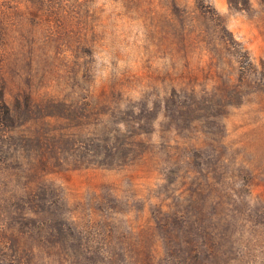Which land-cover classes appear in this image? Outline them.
<instances>
[{"label":"rangeland","instance_id":"rangeland-1","mask_svg":"<svg viewBox=\"0 0 264 264\" xmlns=\"http://www.w3.org/2000/svg\"><path fill=\"white\" fill-rule=\"evenodd\" d=\"M0 264H264V4L0 0Z\"/></svg>","mask_w":264,"mask_h":264},{"label":"trees","instance_id":"trees-1","mask_svg":"<svg viewBox=\"0 0 264 264\" xmlns=\"http://www.w3.org/2000/svg\"><path fill=\"white\" fill-rule=\"evenodd\" d=\"M229 4L233 8L248 9L250 7V0H228ZM264 4V0H262ZM13 120L11 109L2 96L0 99V124L9 125Z\"/></svg>","mask_w":264,"mask_h":264}]
</instances>
